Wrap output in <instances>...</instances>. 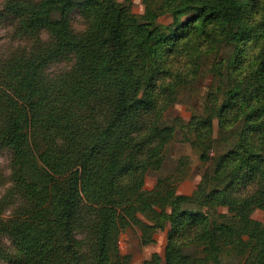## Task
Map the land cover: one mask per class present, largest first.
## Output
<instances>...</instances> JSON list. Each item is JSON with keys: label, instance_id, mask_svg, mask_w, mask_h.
<instances>
[{"label": "trees", "instance_id": "trees-1", "mask_svg": "<svg viewBox=\"0 0 264 264\" xmlns=\"http://www.w3.org/2000/svg\"><path fill=\"white\" fill-rule=\"evenodd\" d=\"M142 1L136 14L119 0H0L12 43L0 53V149L10 170L0 175L9 184L0 260L129 264L117 242L136 226L142 244L166 230L163 255L142 264H264V219L252 217L264 211V0ZM164 14L170 23H159ZM223 44L231 53L214 62L219 85L204 114L166 122L201 56ZM177 126L210 167L191 194L177 193L172 176L145 194ZM221 141L229 147L218 149ZM217 203L228 213L200 208Z\"/></svg>", "mask_w": 264, "mask_h": 264}, {"label": "rangeland", "instance_id": "rangeland-1", "mask_svg": "<svg viewBox=\"0 0 264 264\" xmlns=\"http://www.w3.org/2000/svg\"><path fill=\"white\" fill-rule=\"evenodd\" d=\"M124 4H129L131 10L136 14L143 12L144 4L142 0H119ZM263 12L254 13L251 15V23H258L261 21ZM159 23L168 24L171 21L169 14H164L159 17ZM77 24V23H76ZM260 30V29H259ZM263 41L262 37H258L249 42L248 50L252 52L258 50ZM12 43L9 41L7 35V28L0 25V53H5L7 48ZM15 44V43H14ZM232 47L225 44L220 45L217 50L213 52H205L201 56V62L195 70L193 80L184 88H182L177 96V100L172 104L166 112L165 120L171 123L174 117H179L180 122L186 123L192 115L201 116L204 114V104L208 103L210 93L215 91L219 85V80L213 71L215 61L221 58L226 59L231 53ZM69 63H57L50 67L51 71H60L67 68ZM223 71V70H222ZM220 136V129L217 117L213 116V137ZM218 149L225 150L229 147V143L221 141L216 145ZM215 152L212 154L214 155ZM200 149L190 143L185 128L177 126L173 140L168 144L165 152V158L162 167L157 171H150L146 178L143 187V192L147 194L153 187L156 178L162 176H172V180L177 182V193L191 194L198 188V183L205 172L210 167L208 163H204L199 158ZM181 160V161H180ZM181 166V172H175L177 167ZM9 152L0 149V175L7 178L9 175ZM179 178H182L178 181ZM3 179V178H2ZM0 184V196L9 185L7 181ZM202 211L210 218L217 217L221 214H227V208L217 203L215 205L203 204L200 207ZM12 211V206L6 208L5 213L9 214ZM255 219L263 220L264 211L255 210L252 213ZM168 227V225L166 226ZM139 230L136 226L127 228L119 235L117 242L118 251L122 254H129V264H142L143 261L150 257L152 253L163 255L164 246L166 243V230H156L154 233L155 241L149 244H142L139 239ZM5 246H10L6 237L2 238ZM0 264H9L4 260H0Z\"/></svg>", "mask_w": 264, "mask_h": 264}]
</instances>
